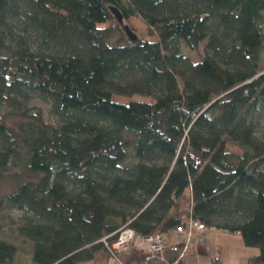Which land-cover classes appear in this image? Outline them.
Returning a JSON list of instances; mask_svg holds the SVG:
<instances>
[{
    "label": "trees",
    "instance_id": "obj_1",
    "mask_svg": "<svg viewBox=\"0 0 264 264\" xmlns=\"http://www.w3.org/2000/svg\"><path fill=\"white\" fill-rule=\"evenodd\" d=\"M263 47L264 0H0V179L18 180L0 200L21 211L0 264H119L121 226L164 234L188 214L264 264Z\"/></svg>",
    "mask_w": 264,
    "mask_h": 264
},
{
    "label": "rangeland",
    "instance_id": "obj_2",
    "mask_svg": "<svg viewBox=\"0 0 264 264\" xmlns=\"http://www.w3.org/2000/svg\"><path fill=\"white\" fill-rule=\"evenodd\" d=\"M124 22L127 23L136 34H139L143 37L147 36L146 35L147 28L138 18L128 17L127 19H124ZM120 35H121L120 31L116 30L115 33L113 34V39L120 37ZM153 38H154L153 36H149V39H153ZM110 43H112V41H110ZM187 52L193 60L199 59L203 52L202 44L199 45V48L197 50L187 51ZM261 56L262 58H264V47L261 50ZM112 98L116 100L124 101V102L128 100L127 96H122V95H117V94L112 95ZM30 102L31 104L33 103V104H37L41 106L44 117L47 120L55 121V117H53V115L49 111L48 103H46L45 101H43L42 99L36 96H33ZM226 149L236 151V152L241 151L240 147H238L236 144L231 143V142L226 143ZM128 152H129V156L126 159V163L130 164L134 161V159H133L131 150L130 151L128 150ZM22 177H23L22 180L26 179L25 176H22ZM17 181L18 180L15 179L14 176H7L5 178L0 179V199H2L4 195L8 193L12 187H14ZM184 202H185L184 206L187 207L189 199L187 200L185 199ZM0 204H1L0 205L1 231H3L7 236L15 235L16 225L19 221V216L21 214V211L7 208L1 200H0ZM209 231L211 232V234L215 235L216 243L218 245V251H219L218 254L220 257L221 264H246V261L249 255L254 254L258 251L256 247L244 245L237 232L232 233V232L221 230V229L203 228V230H195L194 232L192 231L193 233L191 234L189 239L187 237L188 236L187 234L182 233V232H177V231L169 232L168 234L163 235L162 238L164 240L165 248L162 249L160 254L158 253V254H155L154 256H150L149 259H155L160 262H164V250L168 246L167 239L173 233L182 238L181 239L182 242L180 243V247H181L180 252L182 251L184 246H186V248L183 251V254L185 252V257H190L192 255L191 253H193L192 251V244H193L192 241L193 240L190 242V239H192V237L196 234H203ZM153 234L151 235L153 236ZM25 243L27 244V242ZM150 243L151 241L149 239L147 241L146 240L140 241L139 239L134 238L125 247L118 248V251L116 252V254L119 255V258L122 260V263H123V260L127 259V255H131L133 253L138 254V252L142 253L144 249L145 251L149 252L150 247H151ZM139 244H143L144 247L143 248L140 247ZM143 253L145 254V252ZM145 259L147 258L145 257ZM206 259L208 260V258Z\"/></svg>",
    "mask_w": 264,
    "mask_h": 264
},
{
    "label": "built area",
    "instance_id": "obj_3",
    "mask_svg": "<svg viewBox=\"0 0 264 264\" xmlns=\"http://www.w3.org/2000/svg\"><path fill=\"white\" fill-rule=\"evenodd\" d=\"M203 228H206V227L198 219H195L188 214L187 216L184 217L183 222L177 225L173 231L185 233L188 235L187 237L189 239L191 234L195 230H203ZM165 234H168V233H164V234L155 233L153 234V236L151 234L147 236H140L136 234V232L131 227L123 225L118 229L115 240L108 247L111 250L114 257L116 258V260L120 264H122V260L119 258V255L116 254V252L118 251V248L125 247L134 238L139 239L140 241L142 240L147 241L149 239L151 241L150 243L151 247H150L149 252L145 251V249L143 250L145 254L142 252L144 257L149 258L150 256H154L155 254H158V253L160 254L162 249L165 248L164 240L162 238L163 235ZM139 246L142 248L144 247L143 244H139ZM185 248L186 246H184V248L182 249L178 257L182 256Z\"/></svg>",
    "mask_w": 264,
    "mask_h": 264
},
{
    "label": "crops",
    "instance_id": "obj_4",
    "mask_svg": "<svg viewBox=\"0 0 264 264\" xmlns=\"http://www.w3.org/2000/svg\"><path fill=\"white\" fill-rule=\"evenodd\" d=\"M189 198V192H185V199ZM182 238L176 234H171L167 239L168 246H179L182 242ZM193 240V241H192ZM192 244V255L190 257H185V252L182 254L183 264H205L208 263L209 259L217 255L218 245L216 243L215 235L211 232H206L203 234H196L190 239ZM189 247V246H188ZM187 247V248H188ZM128 257V256H127ZM187 258V259H186ZM208 258V260L206 259ZM145 264H160V261L155 259H145Z\"/></svg>",
    "mask_w": 264,
    "mask_h": 264
},
{
    "label": "water",
    "instance_id": "obj_5",
    "mask_svg": "<svg viewBox=\"0 0 264 264\" xmlns=\"http://www.w3.org/2000/svg\"><path fill=\"white\" fill-rule=\"evenodd\" d=\"M110 9L114 14V16L116 17L117 21L122 25L128 39L130 40L136 39L137 34L131 29V27L127 23L124 22L123 16L118 10V8H116L115 6H110Z\"/></svg>",
    "mask_w": 264,
    "mask_h": 264
}]
</instances>
